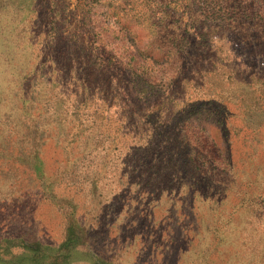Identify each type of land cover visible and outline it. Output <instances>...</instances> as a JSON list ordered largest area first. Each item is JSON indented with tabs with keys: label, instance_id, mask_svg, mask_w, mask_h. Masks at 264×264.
I'll list each match as a JSON object with an SVG mask.
<instances>
[{
	"label": "rangeland",
	"instance_id": "1",
	"mask_svg": "<svg viewBox=\"0 0 264 264\" xmlns=\"http://www.w3.org/2000/svg\"><path fill=\"white\" fill-rule=\"evenodd\" d=\"M54 1L0 0V264H264V0Z\"/></svg>",
	"mask_w": 264,
	"mask_h": 264
},
{
	"label": "trees",
	"instance_id": "2",
	"mask_svg": "<svg viewBox=\"0 0 264 264\" xmlns=\"http://www.w3.org/2000/svg\"><path fill=\"white\" fill-rule=\"evenodd\" d=\"M83 1H87V0H83ZM112 1H113V6L117 9L123 10V9H126L127 6L129 5L128 0H112ZM145 1H149V0H145ZM149 2L150 3L148 5L151 6V5H153L154 0H150ZM35 3H36V7H44L46 9L45 15L43 17V21L46 23V25H49L50 24V20H49L50 19V12H52L51 10H52V7L54 6L55 1L54 0H35ZM151 7H152L151 9H154L153 6H151ZM153 11H155V10H153ZM46 13L47 14L49 13V17L46 16ZM155 15H157L156 11L153 12V15L150 16L149 20H147V22L150 21V24L152 26H157L156 22H151L152 20H154ZM51 23H54V22L51 21ZM59 32H60L59 33L60 35L56 39H54V42H58L59 38L61 39V36H62L61 35L62 34L61 29ZM25 39H26V37L20 38L21 41H24ZM25 41H27V40H25Z\"/></svg>",
	"mask_w": 264,
	"mask_h": 264
},
{
	"label": "crops",
	"instance_id": "3",
	"mask_svg": "<svg viewBox=\"0 0 264 264\" xmlns=\"http://www.w3.org/2000/svg\"><path fill=\"white\" fill-rule=\"evenodd\" d=\"M141 250H142L141 246L138 243L131 244L124 250L125 254L130 255L131 257L129 262L121 261L120 264H145V262L142 261V259L140 258V254L141 252H143V250L142 251ZM153 263L157 264L156 260ZM84 264H92V263H84ZM93 264H97V263H93Z\"/></svg>",
	"mask_w": 264,
	"mask_h": 264
}]
</instances>
